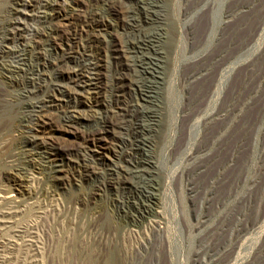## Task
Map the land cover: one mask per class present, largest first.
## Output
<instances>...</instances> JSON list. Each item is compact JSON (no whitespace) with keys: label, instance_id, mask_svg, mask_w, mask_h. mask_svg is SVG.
Returning <instances> with one entry per match:
<instances>
[{"label":"bare ground","instance_id":"obj_1","mask_svg":"<svg viewBox=\"0 0 264 264\" xmlns=\"http://www.w3.org/2000/svg\"><path fill=\"white\" fill-rule=\"evenodd\" d=\"M207 1H198L195 10ZM170 2L0 0V113L5 108L12 113L9 121L0 118V136L8 129L12 133L10 142L0 145L6 158L0 176L9 184L0 186V264L13 258L36 263L32 259L39 254L38 234L47 214L42 203L56 196L65 178L80 183L69 203L103 202L133 227L153 223L154 233L163 235L156 150L167 124L178 33ZM39 128L47 137L35 134ZM257 144L256 138L254 151ZM257 155L243 209L236 211L225 243L215 249L207 245L204 260L247 264L241 260L245 241L264 228V191L255 218L250 212L253 189L264 187V146ZM32 172L41 177L30 191ZM241 182H235L236 189ZM228 215L213 234L224 231ZM256 254L264 256V248Z\"/></svg>","mask_w":264,"mask_h":264},{"label":"rangeland","instance_id":"obj_2","mask_svg":"<svg viewBox=\"0 0 264 264\" xmlns=\"http://www.w3.org/2000/svg\"><path fill=\"white\" fill-rule=\"evenodd\" d=\"M198 1L172 0L168 7L178 33L172 55L167 124L156 150L163 235L154 233L153 223L133 227L103 202L69 203L71 192L80 183L68 184L65 178L56 187V196L42 203L47 214L40 224L39 254L32 262L216 263V258L204 260V251L208 244L215 249L225 243L227 229L246 202L257 154L264 146V0H208L202 10H195ZM210 114L218 116L208 121ZM1 117L11 120L10 109L5 108ZM222 128L225 130L213 143ZM35 134L47 137L41 128ZM2 136L0 145L10 142L12 133L8 129ZM236 147L238 151L229 163ZM0 160L1 167L6 158ZM30 176L32 191L41 176L34 172ZM238 179L243 182L236 189ZM83 183L85 186L88 180ZM3 184L9 185L0 176V186ZM13 191L19 196L16 188ZM263 191L264 187L257 185L251 193V219ZM229 193L231 197L225 200ZM226 215L224 231L213 234ZM33 220L32 216L25 219L28 223ZM260 248H264V228L245 241L241 260L264 264V256L256 257ZM10 264L22 261L13 258Z\"/></svg>","mask_w":264,"mask_h":264}]
</instances>
